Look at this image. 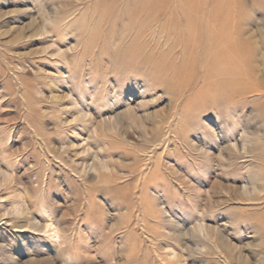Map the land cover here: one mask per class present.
<instances>
[{"label": "rangeland", "instance_id": "1", "mask_svg": "<svg viewBox=\"0 0 264 264\" xmlns=\"http://www.w3.org/2000/svg\"><path fill=\"white\" fill-rule=\"evenodd\" d=\"M193 1L0 0V264H264V0Z\"/></svg>", "mask_w": 264, "mask_h": 264}, {"label": "bare ground", "instance_id": "2", "mask_svg": "<svg viewBox=\"0 0 264 264\" xmlns=\"http://www.w3.org/2000/svg\"><path fill=\"white\" fill-rule=\"evenodd\" d=\"M195 1V0H194ZM193 1V2H194ZM205 1V0H204ZM218 1H220V0H218ZM182 2V1H181ZM190 2V1H189ZM192 2V3H193ZM200 2V1H199ZM203 2V1H202ZM221 2V1H220ZM219 2V3H220ZM223 2V1H222ZM196 3H197V1H196ZM196 3H195V5H196ZM204 3V2H203ZM202 3V4H203ZM188 4H190V3H188ZM205 4V3H204ZM223 4V3H222ZM225 4V3H224ZM187 5V4H186ZM192 5V4H191ZM198 5V4H197ZM206 5V4H205ZM218 5V4H217ZM221 5V4H220ZM187 6H189V5H187ZM216 8V7H215ZM224 8V7H223ZM196 9V8H195ZM221 9V8H220ZM227 9V8H226ZM201 11V10H200ZM216 11V10H215ZM222 11V10H221ZM224 12V11H223ZM195 13H196V11H195ZM226 14V13H225ZM215 16V15H214ZM224 18V17H223ZM216 19V18H215ZM213 20V19H212ZM207 21V20H206ZM225 26V25H224ZM188 28V27H187ZM199 28V27H198ZM195 29V28H194ZM201 29V28H200ZM205 29V28H204ZM212 31V33H211V35H209V36H207V39H208V41H206V38H205V44H204V46L206 45V44H209V47H213V50H211V48H210V50L212 51V52H214V54H213V56H211V59H209V61H210V63H213V64H209V65H211V66H213V67H220L221 68V70H222V68L223 67H226V66H224L223 64L224 63H222L223 61H224V59H225V57H228V59L227 60H225V61H227L228 62V69H227V73H225V68H223V70H224V73L225 74H231L230 75V77H229V79L227 80V82H225L224 83V85H225V88L227 87H229V89L234 85V86H236L235 85V82H237L236 81V79H239V78H237V76H236V73H237V71H235V70H237V68H235L234 69V65H235V63H236V61H235V58L236 57H239L241 54V52L243 51V49L244 48H239L238 49V46H237V44H236V41H235V39L234 38H232V34H233V30L230 28V27H210L209 28V31ZM202 31H204V30H202ZM201 32V31H200ZM194 34H195V32H194ZM203 35H205V34H203ZM208 35V34H207ZM235 35V34H234ZM197 36H198V34H197ZM201 38V37H200ZM212 38H214V39H212ZM195 39V38H194ZM201 40V39H200ZM240 40V39H239ZM197 41H198V39H197ZM199 42V41H198ZM202 42H204V40L202 41ZM196 43V41L194 40V44ZM189 44V43H188ZM199 44V43H198ZM200 44H201V42H200ZM142 45V44H141ZM198 47H199V45H198ZM195 48H197V47H195ZM140 49V48H139ZM199 49V48H198ZM204 50L206 51V50H208V49H203V53H206V52H204ZM202 51V50H201ZM145 53V52H144ZM203 53H202V55H203ZM135 54V53H134ZM207 54H208V52H207ZM264 54V53H263ZM123 55V54H122ZM200 56V58L201 57H204V56ZM206 55V54H205ZM212 55V54H211ZM241 56H243V55H241ZM210 57V56H209ZM189 58V57H188ZM199 58V59H200ZM208 58V57H207ZM242 58V57H241ZM201 59H203V58H201ZM264 59V58H263ZM187 60V59H186ZM208 60V59H207ZM135 61H136V59H135ZM144 61V60H143ZM201 61V60H200ZM200 61H199V63H200ZM224 61V62H225ZM158 62V61H157ZM189 62V61H188ZM204 62H205V60H204ZM238 62V61H237ZM261 62V61H260ZM263 62V61H262ZM137 63V62H136ZM222 63V65H220ZM205 63H203V65H204ZM208 64V63H207ZM206 64V65H207ZM226 64V63H225ZM161 65H163V64H161ZM183 65V64H182ZM197 65V64H196ZM200 65H202V64H200ZM227 65V64H226ZM239 65H240V62H239ZM244 65V64H243ZM255 65V64H254ZM253 65V66H254ZM261 65H263V64H261ZM192 67V66H191ZM204 67V66H203ZM212 67V68H213ZM245 67V66H244ZM205 68V67H204ZM239 68H240V66H239ZM243 68V67H242ZM248 68V67H247ZM258 68V67H257ZM219 69V68H218ZM244 69V68H243ZM206 70V69H205ZM213 70V69H212ZM220 70V69H219ZM247 70V69H246ZM168 71V70H167ZM231 73H230V72ZM241 71V70H240ZM245 71V70H244ZM252 71L254 72L255 71V68H253L252 69ZM217 73H218V71H216ZM229 72V73H228ZM205 73H206V71H205ZM220 73V72H219ZM218 73V74H219ZM239 73H241V72H239ZM247 73V72H246ZM216 75V76H220V75ZM242 74V73H241ZM229 76V75H228ZM227 77V76H226ZM245 77V76H244ZM249 77H251V76H249ZM257 76H255L254 78H256ZM155 78V77H154ZM217 78H219V77H217ZM224 78V77H223ZM222 78V79H223ZM228 78V77H227ZM226 78V79H227ZM220 79H221V77H220ZM220 79L218 80L217 79V81H214V83H213V86H215V88L216 87H219L218 86V84L219 83H221L220 82ZM221 79V80H222ZM247 79V78H246ZM224 80V79H223ZM238 81H240V80H238ZM242 81V80H241ZM245 81H247V80H245ZM243 82V81H242ZM239 84L241 83V82H238ZM237 83V84H238ZM238 84V85H239ZM246 83H242V85L244 86ZM257 85H258V83H256ZM255 84V86H257ZM237 85V86H238ZM241 85V84H240ZM241 85V86H242ZM247 85V84H246ZM245 85V86H246ZM236 86V87H237ZM242 86V88H244ZM250 86H252V85H250ZM235 87V88H236ZM223 88V87H222ZM256 88H258V87H256ZM246 89H247V86H246ZM262 89V88H261ZM237 90V89H236ZM262 91V90H261ZM264 91V90H263ZM238 92V91H237ZM236 92V93H237ZM258 92V91H257ZM235 93V92H234ZM240 93V92H239ZM259 93H262V92H259ZM222 95V94H221ZM218 96V95H217ZM228 97H230V96H227V98ZM236 97V96H235ZM222 98H223V95H222ZM102 167V166H101ZM256 188V187H255ZM245 190V189H244ZM23 202V201H22ZM47 213V212H46ZM53 231V230H52ZM46 233H48V232H46ZM54 236V235H53ZM225 243V242H224Z\"/></svg>", "mask_w": 264, "mask_h": 264}]
</instances>
